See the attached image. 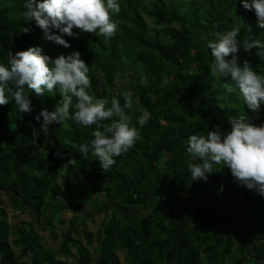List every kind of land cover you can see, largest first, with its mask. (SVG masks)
Returning <instances> with one entry per match:
<instances>
[{
  "label": "trees",
  "instance_id": "1",
  "mask_svg": "<svg viewBox=\"0 0 264 264\" xmlns=\"http://www.w3.org/2000/svg\"><path fill=\"white\" fill-rule=\"evenodd\" d=\"M25 2L0 0V64L8 65L10 53L36 46L53 60L79 52L90 68L91 86L86 91L94 99H106V107L113 96L122 106L125 103L117 78L129 66L138 65L147 81L135 85L132 107L125 110L139 138L106 173L96 157L84 159L79 152L80 144H88L91 151L96 125L84 127L68 119L50 125L47 135L41 130L43 119L35 117L45 109L55 110L62 99L58 91L37 96L25 86L32 102L29 114L16 109L6 90L10 103L0 106V205L7 195L38 218L59 199L84 214L90 200L102 196L99 211L112 207L114 213L101 223L96 236L84 227L80 233L86 244L68 233L61 247L68 257L73 256L69 244L77 248L75 264H123L118 243L131 264H205L204 258L207 264H225L231 256L230 264H264V233L251 234L256 224L264 230V195L241 187L232 175L225 181L216 166L207 182L192 180L188 164L200 161L186 152L190 135L206 136L217 126L227 132L231 118L244 115L256 125L264 124V104L259 111L248 109L238 90L227 94L223 88L230 78L210 74L214 58L207 47L216 32L234 25L240 26L241 41L245 37L264 41L254 12L244 9L241 0H116L120 11L111 19L118 27L107 43L103 36L74 29L79 39L64 36L71 45L64 48L47 40L35 21L25 20ZM259 51L246 52L241 46L236 55L241 66L247 60L264 75ZM143 110L151 118L141 127L137 118ZM72 158L77 160L71 167L78 182L61 172ZM224 182L226 187L210 193L207 201L210 186ZM118 213L130 221L126 226ZM211 222L218 227L210 228ZM223 227L225 234L219 229ZM12 234L14 245L21 248L19 256L11 244ZM94 241L99 246L95 259L88 248ZM25 257L29 261H23ZM0 264L71 263L51 254L33 228L11 227L1 209Z\"/></svg>",
  "mask_w": 264,
  "mask_h": 264
},
{
  "label": "clouds",
  "instance_id": "2",
  "mask_svg": "<svg viewBox=\"0 0 264 264\" xmlns=\"http://www.w3.org/2000/svg\"><path fill=\"white\" fill-rule=\"evenodd\" d=\"M241 4L244 9L254 12L258 27L264 29V0H241ZM24 8L25 20L35 21L47 40L64 48L71 47L64 36L79 39L74 29L79 33L103 36L107 43L118 27L111 14L120 11L116 0H26ZM239 34L240 26L234 25L231 30L216 32V39L208 42L207 47L214 58L210 74L230 78L231 83L222 85L226 93L238 90L247 108L259 111L264 104V75L259 74L247 60L241 66L236 54L241 46L246 52L255 48L260 50L257 55L264 60V41L252 37L241 41ZM9 55L8 65L0 64V106L10 103L5 94L7 90L16 109L30 114L32 102L25 94V86L37 96L58 91L62 99L55 110L45 109L35 117L37 121L43 119L41 130L47 135L50 125H62L68 119L84 127L96 125L91 151L88 144H80L79 152L84 159L89 155L96 157L104 173L116 164V157L134 146L139 133L136 127L130 126V117L125 111L132 107V93H124L123 106L116 96L112 97L110 107H106V99H94L86 91L91 86L90 68L79 52L60 55L53 60L36 46ZM230 56L232 59H228ZM113 117L117 119L113 120ZM150 118L151 114L143 110L137 122L143 127ZM107 120L112 122L101 123ZM229 123L227 132L217 126L216 130L207 131L206 136L194 134L188 137L186 152L193 160L200 161L188 164L191 179L207 182L213 167L224 165L241 187L264 195V124L256 125L244 115L239 119L231 118ZM76 163L77 160L72 158L64 167H74Z\"/></svg>",
  "mask_w": 264,
  "mask_h": 264
},
{
  "label": "rangeland",
  "instance_id": "3",
  "mask_svg": "<svg viewBox=\"0 0 264 264\" xmlns=\"http://www.w3.org/2000/svg\"><path fill=\"white\" fill-rule=\"evenodd\" d=\"M151 27H156L154 21L149 20ZM45 36V34L43 35ZM147 81V76L144 73H141L137 66H129L123 74L117 78V87L120 93L124 94L126 91L132 93V103L133 95L135 92V85L138 83H145ZM52 134V133H51ZM65 146V143H62V147ZM67 162L63 164L61 170L63 176H68L73 179L75 182L79 181V175H77L71 166L64 167ZM219 173L223 172L225 174V181L231 175L229 169L225 168L224 165L216 166ZM63 184V181L60 182ZM226 182L223 184H212L206 193L209 195L205 196L206 200L209 201L210 193L217 191L226 187ZM234 183L231 185L233 186ZM89 187V184L85 185ZM2 205H0V210L3 209L6 212L7 220L10 223L11 227H17L23 224L27 229L33 228L41 238V242L44 247L53 254L57 259L67 261L71 264H75L77 260V248L69 244L73 256H66L61 251L63 242L65 241L66 235L72 233V237L82 241L83 244H86V240L81 235V231L86 227L90 232L96 236L101 223L112 216L114 209L112 207H106L105 210L99 211L100 207L103 206V197L100 195H95L87 206L86 212H79L73 205L68 202L55 199L54 206L46 213L45 216L36 218L34 213L29 210H26L20 204L11 200L7 195L1 197ZM121 219L122 225L126 226L130 221L121 216L120 213L117 214ZM246 219L243 217L240 221L242 225ZM209 227L212 229L217 228L218 226L215 223H210ZM220 232L225 234L226 228H219ZM54 231L55 236L53 238L52 232ZM264 233V230L261 229L260 224H256L253 228L251 234L261 235ZM16 239L14 234L11 235V244L14 252L17 256L21 255V248L14 245L13 241ZM92 253V257L95 259L98 256V244L96 241L90 246H88ZM236 252V251H235ZM234 252V253H235ZM117 253L123 264H131V261L126 256L127 252L125 248L118 243L117 244ZM23 261H29L27 257L22 258ZM233 262L232 256L228 258L225 264H230ZM204 263L207 264L206 259L204 258ZM246 264H257V263H246Z\"/></svg>",
  "mask_w": 264,
  "mask_h": 264
}]
</instances>
